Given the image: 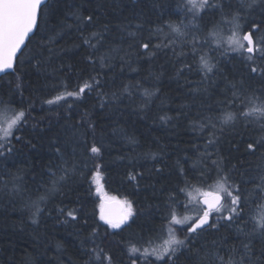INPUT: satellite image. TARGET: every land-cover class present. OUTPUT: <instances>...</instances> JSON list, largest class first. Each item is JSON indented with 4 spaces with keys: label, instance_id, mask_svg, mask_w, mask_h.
<instances>
[{
    "label": "trees",
    "instance_id": "16d2710c",
    "mask_svg": "<svg viewBox=\"0 0 264 264\" xmlns=\"http://www.w3.org/2000/svg\"><path fill=\"white\" fill-rule=\"evenodd\" d=\"M218 2L223 11L194 18L186 0L49 1L47 27L0 79V109L9 119L24 112L6 145L12 150L0 148V264H145L129 248L163 243L169 227L179 229L169 212L200 214L192 196L214 191L223 176L233 195L239 189L243 211L222 219L231 206L225 194L215 226L177 230L186 246L174 264H264L253 219L264 212V121L241 115L251 99L264 102V57L250 60L220 42L234 11ZM239 21L242 30L262 25L254 36L264 40V3L240 10ZM85 84L79 98L67 95ZM228 112L236 119L225 124ZM96 180L132 204L122 230L99 220ZM178 189L179 205H171Z\"/></svg>",
    "mask_w": 264,
    "mask_h": 264
},
{
    "label": "snow or ice",
    "instance_id": "6c2138e0",
    "mask_svg": "<svg viewBox=\"0 0 264 264\" xmlns=\"http://www.w3.org/2000/svg\"><path fill=\"white\" fill-rule=\"evenodd\" d=\"M264 3V0H240L236 10L233 12L231 20L228 23L233 25L232 34L229 37L227 43L229 49L232 51H244L249 55L248 59L252 60L256 52L260 53V57H264V40L261 41L259 47L256 46L254 40V34L257 29L262 25L253 24L249 30L244 32L241 30L240 10L244 8L251 9ZM188 10L193 12L195 18L199 12L205 9H220L218 0L213 3L210 0H187ZM49 8V0H0V73H7L9 70L14 69L17 62V55L22 53V49L25 47L26 41H29L31 35L40 31L41 26L47 27L48 20L46 17V9ZM89 21L92 20L91 16H88ZM173 32L180 35V29L174 25H169ZM93 35H98L93 33ZM85 43H89V40H85ZM143 48L148 49L147 43L142 45ZM219 46V45H218ZM201 67L205 73L212 71V67L208 64L203 57H201ZM253 73L257 72L256 67H252ZM261 74L264 75V70H261ZM98 83V82H97ZM91 85L85 84L84 87L79 88V92H68V96H75L79 98L80 93L85 91V88H90ZM63 96H57L55 99L47 101L49 104H53L63 99ZM258 99V98H257ZM241 115L244 117H251L257 121H264V102L257 103L256 99L250 100V106L247 111H242ZM24 118V112L20 111L18 115L10 119L7 117L6 109H0V141L4 142L5 150L11 151V148L6 147L10 138L14 135V130H18L20 122ZM236 116L232 112L225 113L223 123L227 124L235 121ZM6 123V126H3ZM18 140L19 137H16ZM211 143V141H210ZM249 149H253V144H248ZM93 154H98L100 149L96 146L91 147ZM3 154V153H0ZM55 173H53V176ZM63 179V177H61ZM228 177L223 176L217 181L216 191L201 192L202 203L204 207L200 210L201 214L198 218L187 228L174 229L168 228V239L164 241L163 247H153L151 251L149 248L132 246L128 250L129 257H137L143 259L145 264H158L159 261H163L164 264H174V257L176 253L186 246L185 240H181L176 236V231H186L188 233H195L198 229H202L205 225L209 224V218L212 214L223 213V201L224 195L230 197V207L227 209L226 215H221L222 219L233 221L243 211V202L239 189H236V194L233 195V191L227 184ZM57 181H53V188L49 191H54ZM183 189L177 190V195L170 198L171 205H179V192ZM264 191V189H261ZM97 194L101 195V201L99 204V220L107 225L108 229L122 230L125 225H128L129 220L133 217V206L128 201L117 200L116 197H107L97 184ZM191 196V193L188 194ZM46 199V196H41L40 200ZM37 212L41 211L38 203L35 204ZM64 212V209H60ZM67 216L75 220L76 216L74 210H68ZM169 225H183L184 220L178 219L174 212H169V216L165 218ZM255 219L254 232H258L264 235V212H261L259 219ZM35 222V220L33 221ZM215 226V225H209ZM187 239V238H186ZM147 243L151 244L149 240ZM248 248V245H245ZM167 257V259H165ZM99 259V257H97ZM109 264H111V257H107ZM131 264H137V259H132Z\"/></svg>",
    "mask_w": 264,
    "mask_h": 264
},
{
    "label": "rangeland",
    "instance_id": "374dc122",
    "mask_svg": "<svg viewBox=\"0 0 264 264\" xmlns=\"http://www.w3.org/2000/svg\"><path fill=\"white\" fill-rule=\"evenodd\" d=\"M228 1V11L229 12H233V11H235L236 10V8H237V6H238V4L240 3V0H227ZM186 2H187V0H186ZM250 9H248V8H244V9H241V11H249ZM202 12V11H201ZM201 12H199V13H201ZM198 13V14H199ZM239 23L241 24V30H242V25L244 24V22H241V21H239ZM232 29H233V26L230 28V33H226V35L224 36V38H222L221 39V41L220 42H225V41H228V39H229V37L231 36V34H232ZM225 30H222V32H224ZM242 31H244V32H246V31H248V30H242ZM254 39H255V42H256V46L257 47H259V45H260V41H259V38L258 37H256V36H254ZM228 44V43H227ZM234 52H236L237 54H246L248 57H249V55L250 54H248L247 52H244V51H234ZM256 53H259V52H256ZM8 111H9V109L7 108L6 109V112H7V117L9 118V114H8ZM14 118V117H13ZM8 122H10V119H9V121ZM22 122V121H21ZM20 122V123H21ZM3 126H6V123L3 125ZM4 142H2V141H0V148H3L4 146ZM97 184H99L100 185V188H101V190H102V192L104 193V194H106V196L107 197H116L117 198V200H120V201H125V200H123V199H121V198H119V197H117V196H114V195H111V194H109L107 191H106V189L104 188V186L101 184V181H99V180H96L95 181V187H96V192H97ZM102 185V186H101ZM217 189H215L213 192H215ZM209 190H206V189H200V190H198V191H196L195 193H194V195L192 196L193 198H194V201H196L198 204H200L199 203V199L201 198L200 197V193L201 192H208ZM222 195H224V197H226V195L225 194H222ZM97 197H98V199H99V202L101 201V195H98L97 194ZM228 197V196H227ZM226 199V198H225ZM226 201V200H225ZM224 205H225V203H224ZM200 214H201V212H200ZM200 214H198V215H196V214H189V215H186V216H184V217H182V218H179V219H181V220H184L185 221V223L183 224V225H175L177 228H187V226H189V225H191L197 218H198V216L200 215ZM214 214H212V216H213ZM131 220V219H130ZM130 220H129V222H130ZM128 222V223H129ZM126 226V225H125ZM124 226V227H125ZM176 236L178 237V235L176 234ZM179 238V237H178ZM168 239V237L165 239V240H167ZM164 240V241H165ZM164 243V242H163ZM163 243H161L160 245H157V246H155V247H163Z\"/></svg>",
    "mask_w": 264,
    "mask_h": 264
},
{
    "label": "water",
    "instance_id": "95a60500",
    "mask_svg": "<svg viewBox=\"0 0 264 264\" xmlns=\"http://www.w3.org/2000/svg\"><path fill=\"white\" fill-rule=\"evenodd\" d=\"M49 1H50V0H49ZM35 34H36V33H35ZM35 34H33V35L30 36L29 41H30V39H31ZM29 41H26L25 47L22 49V53H23L24 50L26 49L27 44H28ZM20 56H21V54L18 53V55H17V62H18V59H19ZM17 62H16V65H17ZM16 65H15L14 69L9 70V72H7V73H0V79H1L2 77L6 76L7 74L13 73V72L15 71ZM199 203H200L201 207L203 208L204 205H203V203H202V197L199 199ZM224 203H225V197H224L223 204H224ZM214 213H215V212H214ZM214 213H213V214H214ZM211 222H212V216H210V218H209V224H208V225H205L202 229H198L197 232H199V231H201V230H204V229L208 228L209 225H211ZM189 234H193V233H189Z\"/></svg>",
    "mask_w": 264,
    "mask_h": 264
}]
</instances>
